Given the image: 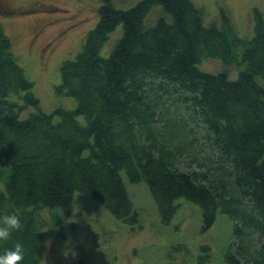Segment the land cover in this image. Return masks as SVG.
I'll list each match as a JSON object with an SVG mask.
<instances>
[{"label": "trees", "instance_id": "1", "mask_svg": "<svg viewBox=\"0 0 264 264\" xmlns=\"http://www.w3.org/2000/svg\"><path fill=\"white\" fill-rule=\"evenodd\" d=\"M115 1L100 0L96 25L61 64L56 90L75 98L71 109L41 108L0 22V216L23 225L0 249L22 242V264H44L48 229L65 244L77 192L136 225L124 171L147 183L163 223L182 197L206 226L222 212L234 221L226 264H264L263 11L253 7L254 34L244 38L223 7L208 21L195 0ZM205 58L226 68L204 71ZM202 140L209 152L198 157Z\"/></svg>", "mask_w": 264, "mask_h": 264}, {"label": "rangeland", "instance_id": "2", "mask_svg": "<svg viewBox=\"0 0 264 264\" xmlns=\"http://www.w3.org/2000/svg\"><path fill=\"white\" fill-rule=\"evenodd\" d=\"M138 1L116 0L115 4L129 8ZM195 2L204 8L208 21L218 20L220 8H225L244 38L254 34L253 7L264 13V0ZM100 3V0H0V22L11 36L14 52L28 77L35 81L44 111L76 106L75 98L56 90L61 83L60 67L81 49L87 32L98 21ZM159 9L155 8L154 19ZM120 31L121 26L112 34L109 46ZM198 66L212 73L226 68L218 58H205ZM230 71L236 78L237 68L231 67ZM202 142L206 150L198 147V157L209 152L205 141ZM121 174L139 212V222L128 224L96 199L77 192L72 212L66 217L69 226L65 244L60 245L48 229L44 264H197L201 255L206 264H226L225 255L234 241V221L229 216L218 212L214 223L206 226L201 207L182 197L176 201L177 210L171 221L163 223L147 183H132L124 171Z\"/></svg>", "mask_w": 264, "mask_h": 264}, {"label": "clouds", "instance_id": "3", "mask_svg": "<svg viewBox=\"0 0 264 264\" xmlns=\"http://www.w3.org/2000/svg\"><path fill=\"white\" fill-rule=\"evenodd\" d=\"M23 227L18 214H6L0 216V243L8 242L14 231ZM26 250L22 242H15L11 247L0 249V264H22Z\"/></svg>", "mask_w": 264, "mask_h": 264}, {"label": "flooded vegetation", "instance_id": "4", "mask_svg": "<svg viewBox=\"0 0 264 264\" xmlns=\"http://www.w3.org/2000/svg\"><path fill=\"white\" fill-rule=\"evenodd\" d=\"M42 30H43V28H41V29L39 30V32H38V33H40V34H41V33H42V32H41ZM47 43H48V42H46V44H47ZM55 43H56V42L54 41L53 43H51V45H50V44H48V45H50V46H53ZM50 46H49V47H50Z\"/></svg>", "mask_w": 264, "mask_h": 264}]
</instances>
